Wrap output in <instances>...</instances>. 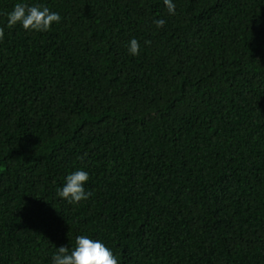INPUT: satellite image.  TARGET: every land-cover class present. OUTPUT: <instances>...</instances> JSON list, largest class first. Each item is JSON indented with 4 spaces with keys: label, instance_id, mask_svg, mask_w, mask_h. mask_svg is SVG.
<instances>
[{
    "label": "trees",
    "instance_id": "1",
    "mask_svg": "<svg viewBox=\"0 0 264 264\" xmlns=\"http://www.w3.org/2000/svg\"><path fill=\"white\" fill-rule=\"evenodd\" d=\"M18 2L61 22L8 28ZM173 3L0 0V264L80 235L119 264H264V0Z\"/></svg>",
    "mask_w": 264,
    "mask_h": 264
},
{
    "label": "clouds",
    "instance_id": "2",
    "mask_svg": "<svg viewBox=\"0 0 264 264\" xmlns=\"http://www.w3.org/2000/svg\"><path fill=\"white\" fill-rule=\"evenodd\" d=\"M169 14L175 15L173 0H164ZM61 16L50 11L46 6L26 3H16L7 15V27L13 28L22 25L26 31L47 32L54 23H60ZM158 28L165 24L163 19L154 21ZM4 37V29L0 27V40ZM150 45L151 41H145ZM128 50L131 55H139V41L130 40ZM83 159V157H81ZM89 181V174L84 170H76L70 173L62 187L57 189V195L69 203L78 204L88 200L92 193L86 191L85 185ZM52 264H119L117 257L101 241L91 239L86 235L76 237L75 247L70 249L68 245H60L52 258Z\"/></svg>",
    "mask_w": 264,
    "mask_h": 264
}]
</instances>
